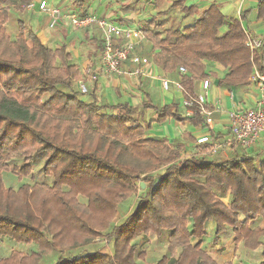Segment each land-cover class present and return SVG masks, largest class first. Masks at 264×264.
I'll return each instance as SVG.
<instances>
[{
    "label": "trees",
    "instance_id": "16d2710c",
    "mask_svg": "<svg viewBox=\"0 0 264 264\" xmlns=\"http://www.w3.org/2000/svg\"><path fill=\"white\" fill-rule=\"evenodd\" d=\"M32 1L0 0V264H169L173 255L174 264H218L208 249L230 238L235 248L261 247L264 264V146L213 156L194 140L201 151L181 157L186 143L149 131L169 121L202 125L201 116H187L178 102L154 103L149 78L139 82L138 104L103 100L97 83L82 94L69 36L58 47L43 41L30 23ZM147 3L153 13L141 25L119 21L144 34L133 53L153 58L185 95L207 77L246 90L255 67L264 73V46L248 44L247 13L230 17L219 4L202 9L190 0H130L121 8L131 15ZM257 10L264 17V0ZM93 24L85 35L103 52ZM130 199L133 209L118 220ZM153 236L162 256L149 257L143 246ZM98 238L111 252L87 249ZM22 244L28 252L2 249ZM43 254L55 260L42 262Z\"/></svg>",
    "mask_w": 264,
    "mask_h": 264
},
{
    "label": "rangeland",
    "instance_id": "374dc122",
    "mask_svg": "<svg viewBox=\"0 0 264 264\" xmlns=\"http://www.w3.org/2000/svg\"><path fill=\"white\" fill-rule=\"evenodd\" d=\"M50 3L53 6L61 7L62 10L65 13L75 12L79 14L80 16H91L99 19L109 20L112 22H117L119 24L125 25V23H122L119 21V19H124L129 21L130 23H138V25H141L145 19L150 17L153 13V6L150 3H147V6L144 10H139L136 13H133L131 15H126L123 13L121 8V3H129L130 0H87V2L80 7L76 5L75 0H49ZM30 16V23H32L33 28L38 32V34L42 35L40 31L37 29V24L42 23L43 25L47 24V27H43L45 29V34L53 32V35H56V39L54 40H47V42L52 47H58L64 40V35L67 34L69 36V39L66 40L67 50L72 51L74 62L81 68V73L83 76V79H85V82L87 84L88 89L97 83V93L100 95V97L103 100H109L113 103H117L119 101H123L125 99H129L130 102L133 104H138L142 101L143 98V92L140 90V85L138 80V76H128V75H120V74H109V75H101L102 71L99 69L102 61V54L103 52H100L97 49L96 44L92 43L90 41V37H87L85 35V29H80L78 31H73V33H69L67 30V24L63 23L64 31L59 32L58 27H62L60 24L55 29H50L49 23H47V19L44 18V20L39 21V13H36L33 17L31 14ZM97 24V23H96ZM93 24V27H96L97 25ZM98 27V26H97ZM54 30V31H53ZM78 33V36L76 34ZM102 32V31H101ZM91 35V33L89 34ZM103 36V35H102ZM43 38V36H41ZM45 39V38H44ZM44 41V40H43ZM76 50L81 51V59L77 60V57L75 54L77 53ZM78 51V52H79ZM88 60V61H87ZM209 68L208 70L210 72H214L216 75L224 76V70L221 68H217L220 66L212 65V63H208ZM86 66V67H85ZM94 67L97 69V74L95 79L92 77H87L86 71L89 70L90 67ZM150 67V66H149ZM147 66V68H149ZM84 68V69H83ZM128 69H131L127 67ZM147 68H144L143 73L147 71ZM151 68L152 67L151 65ZM84 70V73L83 70ZM158 74L153 77H149L148 80V86L150 88V91H152V97L153 101L156 104L161 105L163 102L169 101L168 98H171V86H174L173 84L170 85L168 90H163L160 88V80L163 77H168L166 74L161 75V71H157ZM153 75V74H152ZM146 77V78H147ZM151 78V79H150ZM171 79V78H170ZM153 80V81H152ZM172 80V79H171ZM168 97V98H167ZM172 101H175L172 99ZM155 114L153 111H149L148 118H154ZM192 128L190 126H184L179 122L176 121H169L165 122L163 124L155 123L153 125V128L149 131L150 134L161 136V137H167L168 140L178 142L183 141L187 144V149L183 151V154L181 157H185L187 154L193 155L194 152H200L201 150L196 149L194 150L192 146H190V143L196 140V138H192L191 134ZM193 139V140H192ZM262 139H260L261 141ZM261 145V144H260ZM264 146V145H262ZM204 152V151H203ZM224 155L226 154H217V153H207V155ZM229 154V153H228ZM164 169L155 172V174L163 173ZM146 176V175H145ZM144 176V177H145ZM1 177V175H0ZM15 179V177H13ZM16 187H18L17 181H15ZM146 186V184H145ZM144 189L141 187V190ZM84 200V198H82ZM134 200L130 199L122 204L120 207V216L118 220H120L123 216H126L133 208ZM117 220V221H118ZM212 229V228H210ZM211 231V230H210ZM149 242V243H148ZM143 243V246L145 250L148 252L149 257L152 256H162L165 251V246L161 245L157 240L156 237H152L150 241ZM4 246V245H3ZM87 249L95 250V249H102L106 251L107 253L111 252V243L106 240V238H98L95 239L94 242L86 246ZM19 250V251H26L28 252L29 247L26 245H5L2 247V249L8 253L11 251V249ZM210 253L217 259L218 264H237V263H243V264H258L260 263L261 257L260 254L262 252V248L258 247L255 251H249L246 248H244L241 244L239 247L235 248L234 241L232 238L225 239V242L223 243H214L210 246L208 249ZM42 262H48L52 263L55 259L53 257H49L46 254H43ZM176 255H173L169 259V264H174L176 260Z\"/></svg>",
    "mask_w": 264,
    "mask_h": 264
},
{
    "label": "built area",
    "instance_id": "2783aa9c",
    "mask_svg": "<svg viewBox=\"0 0 264 264\" xmlns=\"http://www.w3.org/2000/svg\"><path fill=\"white\" fill-rule=\"evenodd\" d=\"M28 9L34 10L47 17V22L51 29L57 28L61 23L67 24V30L71 34L73 31L88 28L93 23H97L103 35V54L99 69L101 75L120 74L132 76L143 75L144 68L151 64L150 58L141 54L133 53L136 45L144 38V34L137 27H124L115 24L112 21L99 19L91 16L83 17L75 12L65 13L61 7L53 6L49 0H36L29 3ZM124 38L126 42L120 46H115L117 39ZM248 44L252 49H259L264 46L263 39L249 33ZM130 61L136 64L133 70H124L122 65L124 62ZM97 69L90 67L86 71L87 77L95 79ZM182 74H188L185 67H180ZM84 73V70L83 72ZM251 80L256 89V99L254 106L229 112L230 125L227 133L219 135L214 132V114L221 112L223 109L218 105L211 103L209 100L210 88L213 85V80L210 77L201 81V87L204 92L184 94L182 105L186 109V115L192 116L198 113L203 119L204 133L196 138V142L201 146H208L209 153H229L234 148L244 147L252 148L264 133V73L258 68H254ZM80 74L78 77V85L82 94L88 93V86L85 79ZM161 88L168 90L173 84L183 93L186 92L180 81L171 80L168 77H163L161 80ZM218 136L224 138L222 141H217ZM207 152V153H208ZM190 154L185 155L189 156Z\"/></svg>",
    "mask_w": 264,
    "mask_h": 264
},
{
    "label": "crops",
    "instance_id": "0c3cea01",
    "mask_svg": "<svg viewBox=\"0 0 264 264\" xmlns=\"http://www.w3.org/2000/svg\"><path fill=\"white\" fill-rule=\"evenodd\" d=\"M261 0H190V3H197L199 7L202 9L205 7H208L212 4H219L221 10L226 16L230 17H238L240 18L242 14L247 13V20L243 22V26L245 27L246 30H248L251 34L254 36H258L263 39L264 43V17L260 18L258 15V10L257 6ZM44 18L47 19L46 16H42L39 14V21L44 20ZM42 19V20H40ZM48 23V22H47ZM119 24V23H115ZM61 26L64 24L61 23ZM124 27H128L123 24H119ZM137 25V23H134L133 26ZM45 24L43 25L42 23L37 24V29L40 31V34H38L40 37L43 36L42 40L47 41V40H55L56 35H53V32L45 34V29L43 28ZM63 26L60 28L58 27L57 30L59 32L64 31ZM47 27V24L45 28ZM49 27V26H48ZM91 27V26H90ZM50 28V27H49ZM89 28V27H88ZM51 29V28H50ZM80 30V29H79ZM54 31V30H53ZM77 36L78 33L76 32ZM45 38V39H44ZM119 40V39H118ZM120 40H124L120 38ZM125 41L123 42V44ZM122 44V45H123ZM120 45V46H122ZM69 52L72 53V51L68 50ZM77 53L75 56L77 57V60H80L81 58V51L76 50ZM79 51V52H78ZM88 61V60H87ZM151 64L148 66L147 71L143 73V75L138 76V80H145L149 77L156 76L157 71H161V69L158 67L156 62H154L153 58H150ZM152 67L154 68H151ZM215 66H220L217 68H221L224 70V68L221 65L216 64ZM86 67V66H85ZM129 67V66H128ZM130 68V67H129ZM134 67L133 69H135ZM84 69V68H83ZM82 69V70H83ZM128 69V68H127ZM133 69H128V70H133ZM153 74V75H152ZM165 73L161 71V75ZM147 77V78H146ZM151 79V78H150ZM213 80V85L210 88L209 92V100L213 104L218 105L219 108H222L223 110L221 112H217L214 114L215 122H214V132L222 135V133H227L229 125H230V118H229V112L231 111H236V110H243V109H248L255 104V99H256V89L254 88L253 85H251L248 89L246 90H229V89H224V88H219L217 83L215 82L214 78L211 77ZM176 81V79H172ZM153 81V80H152ZM89 87V86H88ZM171 98H168L169 101L163 102L161 105L166 104V103H171V102H178L182 108L185 110L184 106L182 105V101L184 98V93L182 90H179L176 86H171ZM160 88H161V82H160ZM162 89V88H161ZM196 89L198 90V93L204 92L201 87V82L199 81L198 85L196 86ZM166 91V90H165ZM175 100V101H172ZM155 103V102H154ZM135 104V103H134ZM180 123V122H179ZM182 124V123H181ZM184 126H190L192 128L191 134L194 138H197L198 136L205 134V128L203 125H191L190 123L187 124H182ZM261 141L259 140L257 145H264V133L263 136L261 137ZM222 154V153H221Z\"/></svg>",
    "mask_w": 264,
    "mask_h": 264
},
{
    "label": "water",
    "instance_id": "95a60500",
    "mask_svg": "<svg viewBox=\"0 0 264 264\" xmlns=\"http://www.w3.org/2000/svg\"><path fill=\"white\" fill-rule=\"evenodd\" d=\"M142 187L145 188V183L144 182H142Z\"/></svg>",
    "mask_w": 264,
    "mask_h": 264
}]
</instances>
